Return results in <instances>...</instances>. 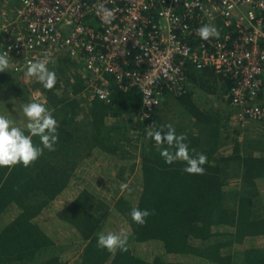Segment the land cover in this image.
<instances>
[{"label":"trees","instance_id":"obj_1","mask_svg":"<svg viewBox=\"0 0 264 264\" xmlns=\"http://www.w3.org/2000/svg\"><path fill=\"white\" fill-rule=\"evenodd\" d=\"M65 60L57 65L70 67L74 61L69 56ZM182 71L185 92L175 99L206 136L204 140L191 135L185 141L190 154L207 153L202 174L184 173L183 162L164 163L160 151L167 145L158 147L148 139L143 123L156 121L157 110L138 123L135 138L129 137V124L119 118H141L138 90L121 91L108 77L110 102L89 100L86 83L81 86L73 73L62 80L63 89L58 83L54 92L42 89L58 121L59 140L55 151L45 149L27 168H0V264H68L70 258L64 255L69 252L76 256L72 264H264V244L255 245L258 239L264 243V197L259 187L264 184V136L240 141L237 133L231 154L219 155L216 145H221L227 118L212 110L210 98L215 85L227 94L232 82L212 69L198 70L187 63ZM21 105L0 100L1 113L23 127ZM133 139L140 143L139 165L136 171L134 164L117 169L116 174L127 172L130 191L110 200L115 201L112 210L105 197L83 189L51 219L45 218L46 209L68 189L85 159L95 151L134 159L125 150L126 145L134 146ZM33 142L39 145V137ZM109 175L114 177V172ZM232 181L237 183L228 187ZM134 207L153 212L145 225L132 223ZM115 216L123 225L111 231L124 229L129 239L127 251L113 253L98 248L96 240L100 232L110 231ZM65 245L73 248L64 251Z\"/></svg>","mask_w":264,"mask_h":264},{"label":"built area","instance_id":"obj_2","mask_svg":"<svg viewBox=\"0 0 264 264\" xmlns=\"http://www.w3.org/2000/svg\"><path fill=\"white\" fill-rule=\"evenodd\" d=\"M102 8L114 11L110 24ZM203 24L219 38L202 41ZM8 48L18 74L28 60L64 52L82 67L89 100L110 102L108 77L138 90L144 119L164 90L184 91L186 63L209 68L232 82L235 121L264 122V0H0V51Z\"/></svg>","mask_w":264,"mask_h":264},{"label":"rangeland","instance_id":"obj_3","mask_svg":"<svg viewBox=\"0 0 264 264\" xmlns=\"http://www.w3.org/2000/svg\"><path fill=\"white\" fill-rule=\"evenodd\" d=\"M48 57L51 61L48 67L50 68V70L56 72L57 83L59 84L61 89H63L64 85H66L62 80H64L67 76L72 75V73L75 75L74 77H77L81 82V86L85 84V74L82 71V67L77 62L73 61L70 67H64V62L57 65L59 61H66L65 59L66 57H68L67 54H65L64 52H57ZM11 68L12 67L10 65V68L6 72L0 73V100L2 99L7 104L11 105L14 103L21 105L20 101L27 103L33 100L37 102H44L47 105L45 93L42 91L43 87L34 79L26 77V70L18 74L15 73ZM214 88H216L214 96L210 98L212 110L220 114V116H224L225 118H227V122L223 123L226 125V128L224 127V131L220 137V139L222 138V141H220L221 145H216V150L219 155H222V157H227L231 154L232 140L237 136V133H239L237 138L240 141H245V138H249L254 135L264 136V123L261 124L260 122H247L245 124H240L235 121L233 119V114L230 113L232 112V108L230 104L227 103L226 94L219 86V84H217V87L215 85ZM51 91L54 92V89H52ZM0 110L3 111L2 109ZM1 111L0 114H3V112L1 113ZM157 118L158 119L156 121L154 119H151L150 121L143 122L144 120L142 117L139 120L133 119L132 121L129 119V116L123 115L119 118V120L124 122L126 121L129 124V137L132 136L135 138V132L139 128L138 123L143 122L146 130L148 131L149 127L162 128L164 131H167L166 126L171 124L176 129L177 134H184L186 138H189L191 135H200V139L204 137V140H206V136L205 134L203 135V133L200 131V127L194 124L193 119L185 111H183V108L179 105L177 100L171 96H167L161 106L157 109ZM133 141L134 146L133 143L131 145L125 146V150L130 151L132 153V156H134V159H130L129 161L120 160L115 156L97 153L96 151L92 153L90 158L85 159L75 172V178H73L70 182L68 189L59 197H57L46 209L47 213L45 215V218L51 219L57 210L71 202L78 194V192L83 189H88L90 190V192H93L96 195L99 194L105 197L112 210L113 203L115 202H112L114 196L115 200H117L120 196L125 197V189H122V187H119L118 185L127 184L129 186V183L126 182L127 172L123 171L119 174H116L117 169L120 168V166H123V168L127 170L130 166H132V164H134L136 171L139 165V158L137 156L140 154L138 150L140 143L139 141H136V139H133ZM201 143L203 145L206 142ZM206 144H208V142ZM163 145L166 146V144ZM163 145L157 146L161 147ZM104 167L106 168L101 171V169H103ZM109 172H114V177L112 175H109ZM236 183V181H232L228 187H232ZM259 187L261 189L262 196L264 197V184L260 182ZM112 213H114V210ZM115 217L116 220H112L110 231L112 229L114 230V228L120 225H123L122 221L120 220L121 218L117 216ZM253 243L254 242H251V244ZM255 243V245L258 246L264 244L263 239H258V241ZM65 246L66 247H64V251L70 249L69 245ZM72 248L73 246L71 245V249ZM157 249L158 247L154 246L153 251L156 252ZM69 253L73 254V252ZM69 253H67L68 255L65 254L64 258H70L68 264H72L76 259V256L73 257ZM180 259L185 260L187 258Z\"/></svg>","mask_w":264,"mask_h":264},{"label":"clouds","instance_id":"obj_4","mask_svg":"<svg viewBox=\"0 0 264 264\" xmlns=\"http://www.w3.org/2000/svg\"><path fill=\"white\" fill-rule=\"evenodd\" d=\"M97 15L101 16V20L105 24H110L115 18L114 11L107 8H102V11ZM196 35L202 41H208L210 38L218 39L220 33L215 25L203 24L196 30ZM10 52L11 48L0 51V73H4L10 68ZM50 63V58L47 56L28 60L25 76L34 79L43 89L52 90L57 84V74L48 67ZM183 93L184 91L179 95L169 94L176 98ZM21 111L26 120L23 127L15 124L6 115L0 114V168H11L17 165L27 168L44 154L45 149L50 152L55 151V145L59 140L58 121L46 103L29 101L21 105ZM143 120L146 119L143 118ZM166 127L167 131L162 128L149 127L147 132V136L157 145H167L160 151L164 163L172 165L179 161L184 163L182 170L186 174L204 173L206 171L204 165L208 160L207 153L200 151L194 155L190 154L189 145L185 143L186 136L177 134L171 124ZM33 137H39V145L34 144ZM121 187L130 191L127 184H122ZM152 214L153 212L149 209L134 207L131 209L130 218L132 223L143 226ZM128 239V232L121 229L119 232H100L96 243L100 249H106L113 253L117 250L123 252L127 251Z\"/></svg>","mask_w":264,"mask_h":264}]
</instances>
